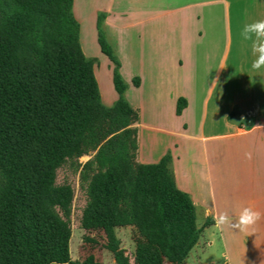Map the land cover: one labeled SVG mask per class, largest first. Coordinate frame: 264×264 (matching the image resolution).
<instances>
[{"label":"trees","instance_id":"16d2710c","mask_svg":"<svg viewBox=\"0 0 264 264\" xmlns=\"http://www.w3.org/2000/svg\"><path fill=\"white\" fill-rule=\"evenodd\" d=\"M72 9L73 0H0V264H100L70 257L74 190L56 184L67 163L86 195L81 229L102 235L115 264H183L202 231L192 200L176 187L169 154L137 162L139 113L123 97L105 15L97 41L115 67L111 107ZM184 106L179 100L177 114ZM126 227L132 261L115 232Z\"/></svg>","mask_w":264,"mask_h":264},{"label":"crops","instance_id":"0c3cea01","mask_svg":"<svg viewBox=\"0 0 264 264\" xmlns=\"http://www.w3.org/2000/svg\"><path fill=\"white\" fill-rule=\"evenodd\" d=\"M105 1L95 12L105 13V28L121 32L123 97L139 113L137 162L155 164L170 155L176 187L192 200L203 229L206 221L221 228L213 219L219 212H260L249 229L231 228V255L222 254V264H264V69H251V42L238 37L244 23L264 19V0H254L251 19H242L233 38L228 22L220 36L215 26H202L209 22L202 16L221 4L227 20L232 5L239 19L237 2ZM75 6L73 0L74 12ZM183 15L191 24L185 35ZM93 72L100 89L94 66ZM179 100L185 106L177 114Z\"/></svg>","mask_w":264,"mask_h":264},{"label":"rangeland","instance_id":"374dc122","mask_svg":"<svg viewBox=\"0 0 264 264\" xmlns=\"http://www.w3.org/2000/svg\"><path fill=\"white\" fill-rule=\"evenodd\" d=\"M107 1L105 0H76L75 14L79 21V40L84 50L86 58L94 60V69L100 84V93L103 97V103L108 106L113 104V100L117 97V93L113 85L114 64H112L108 58L100 52L98 44V32L97 22L98 16L105 15V13H96L97 8H101ZM230 2H237L239 17L235 16V9L232 5L230 9V15L227 16L224 13V8L221 4H217L213 7H209L211 11L203 12V20L206 14V19L202 21V26H215L214 32L218 35L226 36L227 22L228 31L233 36L236 34L237 26L243 18H250V13L253 9L254 0H230ZM241 8V9H240ZM245 9L246 12L242 10ZM241 11V12H240ZM244 15V16H243ZM105 19V17H104ZM182 33L185 35L191 31V24L188 21L189 17L182 16ZM238 20V21H237ZM101 29L105 35L107 43L111 47L118 64V73L121 76L122 59H121V32L117 29L105 28L104 20L101 21ZM196 28V27H195ZM161 38L167 35L165 29H161ZM125 69V67H124ZM123 80V78H122ZM125 83V81L123 80ZM126 84V83H125ZM127 85V84H126ZM102 103V104H103ZM103 104V105H104ZM90 159L89 156H84L79 159V163H85ZM57 185L69 184L74 190V200L72 204V214L70 220L71 227V239L69 244L70 257L72 260H83L88 255H93L96 261L100 264H115L112 254L105 249L104 240L99 233H87L81 229V215L86 205V195L84 188L80 184L79 171L75 169L71 163L65 164L57 171L56 178ZM198 228H202L203 222L201 218L197 219ZM214 228L212 226L202 228L199 239L196 245L190 251L188 257L185 260V264H222L227 260L223 259L222 254L228 253L231 255V244L233 241V233L231 227ZM117 237L120 240L121 248L125 250L126 254L132 259L134 252V244L132 242V230L131 228H118L115 230ZM90 240L86 241L85 238ZM231 258V256H229Z\"/></svg>","mask_w":264,"mask_h":264},{"label":"clouds","instance_id":"9594fccd","mask_svg":"<svg viewBox=\"0 0 264 264\" xmlns=\"http://www.w3.org/2000/svg\"><path fill=\"white\" fill-rule=\"evenodd\" d=\"M238 37L251 42V69L257 72L264 69V19L244 23L238 30ZM245 155L246 158H251L250 154ZM213 219L221 227L245 231L261 219V213L251 207H243L236 217L227 212H219Z\"/></svg>","mask_w":264,"mask_h":264}]
</instances>
